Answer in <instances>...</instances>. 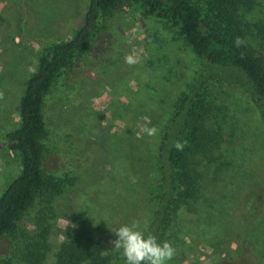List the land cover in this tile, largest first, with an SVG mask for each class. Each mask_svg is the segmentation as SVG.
<instances>
[{
	"label": "rangeland",
	"instance_id": "1",
	"mask_svg": "<svg viewBox=\"0 0 264 264\" xmlns=\"http://www.w3.org/2000/svg\"><path fill=\"white\" fill-rule=\"evenodd\" d=\"M240 19L264 23V0H252ZM86 0H0V193L19 170L5 144L18 126L17 102L39 56L66 40L79 24ZM264 56V41L255 40ZM136 57L129 66L125 57ZM183 38L128 5L99 15L87 47L70 60L43 97L40 168L68 180L60 195L37 203L16 224L18 234L39 231L53 254L73 227L84 225L109 263L125 264L111 248L113 233L138 222L143 230L155 209L156 146L175 102L198 73ZM209 124L223 140L195 157L199 195L169 239L168 264H264V125L239 91H219ZM149 128L157 129L148 135ZM38 204V205H37ZM43 205L45 207H43ZM10 246L0 239V255ZM16 264H22L16 262Z\"/></svg>",
	"mask_w": 264,
	"mask_h": 264
},
{
	"label": "trees",
	"instance_id": "2",
	"mask_svg": "<svg viewBox=\"0 0 264 264\" xmlns=\"http://www.w3.org/2000/svg\"><path fill=\"white\" fill-rule=\"evenodd\" d=\"M252 3V0H86L79 24L70 36L51 42L37 59L17 102L18 126L5 135L6 147L17 156L19 170L0 193V239L8 237L10 243L0 255V264L18 261L41 264L45 259L49 249L46 232L38 229L43 220L40 210L31 220L34 229L25 227L19 234L16 230V224L37 201L49 202L69 183V179L53 180L40 168L43 97L72 57L87 47L98 16L117 5L131 6L143 16L161 22L184 39L198 60L196 79L177 98L156 146L155 209L143 229L159 242L174 238L173 229L199 195L201 174L194 159L207 156L223 140L219 129L208 123L215 94L239 90L255 107L264 125V56L255 44V40L264 41V23H244L240 19L242 11ZM236 37L243 38L246 46L237 48ZM178 142L182 150L177 149ZM53 258V264H122L109 263L99 242L84 225L73 227L66 234Z\"/></svg>",
	"mask_w": 264,
	"mask_h": 264
},
{
	"label": "clouds",
	"instance_id": "3",
	"mask_svg": "<svg viewBox=\"0 0 264 264\" xmlns=\"http://www.w3.org/2000/svg\"><path fill=\"white\" fill-rule=\"evenodd\" d=\"M234 44L237 48L246 46V41L236 37ZM125 63L133 66L137 63L136 57L129 55L125 57ZM2 95V94H0ZM148 135H155L157 129L145 130ZM178 150L182 145L176 144ZM116 239L111 241L113 249L121 252L125 264H168L176 254V249L169 241L159 242L157 237L140 229L138 222L131 225H123L113 232Z\"/></svg>",
	"mask_w": 264,
	"mask_h": 264
}]
</instances>
